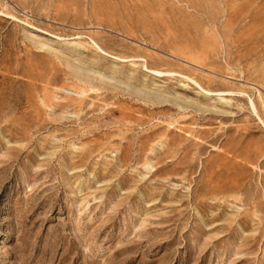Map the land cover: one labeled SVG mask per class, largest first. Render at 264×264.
<instances>
[{"label":"rangeland","instance_id":"374dc122","mask_svg":"<svg viewBox=\"0 0 264 264\" xmlns=\"http://www.w3.org/2000/svg\"><path fill=\"white\" fill-rule=\"evenodd\" d=\"M0 264H264V0H0Z\"/></svg>","mask_w":264,"mask_h":264},{"label":"bare ground","instance_id":"6f19581e","mask_svg":"<svg viewBox=\"0 0 264 264\" xmlns=\"http://www.w3.org/2000/svg\"><path fill=\"white\" fill-rule=\"evenodd\" d=\"M153 73L154 74H156V75H158V76H162L163 74L162 73H160V72H156V71H153ZM208 94V93H207ZM252 105H253V108L255 109V107H254V104L252 103Z\"/></svg>","mask_w":264,"mask_h":264}]
</instances>
